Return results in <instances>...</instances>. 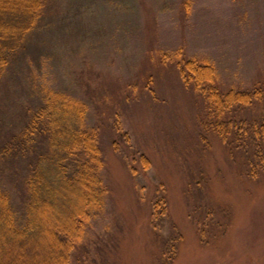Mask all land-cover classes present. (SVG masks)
Here are the masks:
<instances>
[{"label":"rangeland","instance_id":"1","mask_svg":"<svg viewBox=\"0 0 264 264\" xmlns=\"http://www.w3.org/2000/svg\"><path fill=\"white\" fill-rule=\"evenodd\" d=\"M27 34L0 80V149L12 148L0 186L18 222L31 160L18 133L61 95L87 104L109 189L69 264H264V175L243 173L202 125L203 97L181 70L196 58L215 66L222 90L263 83L264 0H47ZM160 197L167 215L154 225ZM38 247L7 246L4 259H53Z\"/></svg>","mask_w":264,"mask_h":264},{"label":"trees","instance_id":"2","mask_svg":"<svg viewBox=\"0 0 264 264\" xmlns=\"http://www.w3.org/2000/svg\"><path fill=\"white\" fill-rule=\"evenodd\" d=\"M46 3L0 0V80ZM188 61L197 66H190ZM188 61L186 66L190 67L181 70L185 84L203 97L202 125L221 137L233 160H242L243 173L248 177L264 175V113L253 119L237 115L255 105L264 109V82H255L250 89L222 90L211 62L196 58ZM87 113L85 102L61 95L46 98L18 133L20 156L31 158L23 179L28 200L24 219L18 222L9 196L0 186V264H69L92 220L105 210L109 189L101 177L104 162L99 130L86 125ZM9 151L12 148L8 146L0 149V158ZM153 206L150 216L156 225L155 220L167 215L165 198H157ZM45 243L53 259L47 261L41 256L42 260L28 263L23 256H18V262L11 257L4 259L7 246L39 248Z\"/></svg>","mask_w":264,"mask_h":264}]
</instances>
